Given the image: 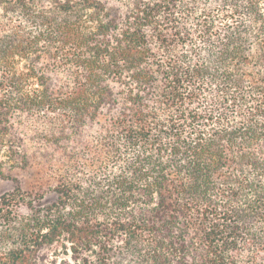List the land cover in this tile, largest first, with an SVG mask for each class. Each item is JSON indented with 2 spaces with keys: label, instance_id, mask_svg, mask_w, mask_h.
Segmentation results:
<instances>
[{
  "label": "trees",
  "instance_id": "16d2710c",
  "mask_svg": "<svg viewBox=\"0 0 264 264\" xmlns=\"http://www.w3.org/2000/svg\"><path fill=\"white\" fill-rule=\"evenodd\" d=\"M0 179V264H264V0H0Z\"/></svg>",
  "mask_w": 264,
  "mask_h": 264
},
{
  "label": "rangeland",
  "instance_id": "374dc122",
  "mask_svg": "<svg viewBox=\"0 0 264 264\" xmlns=\"http://www.w3.org/2000/svg\"><path fill=\"white\" fill-rule=\"evenodd\" d=\"M15 184L9 180H3V179H0V195L3 194L4 192L6 191H9L13 188ZM52 199V195H49L47 197V200H50Z\"/></svg>",
  "mask_w": 264,
  "mask_h": 264
}]
</instances>
